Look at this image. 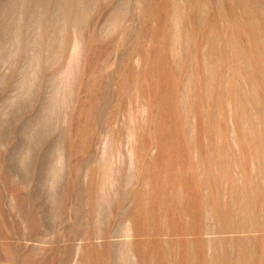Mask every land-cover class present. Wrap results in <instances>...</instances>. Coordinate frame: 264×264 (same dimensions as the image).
<instances>
[{
  "label": "rangeland",
  "instance_id": "obj_1",
  "mask_svg": "<svg viewBox=\"0 0 264 264\" xmlns=\"http://www.w3.org/2000/svg\"><path fill=\"white\" fill-rule=\"evenodd\" d=\"M0 264H264V0H0Z\"/></svg>",
  "mask_w": 264,
  "mask_h": 264
},
{
  "label": "bare ground",
  "instance_id": "obj_2",
  "mask_svg": "<svg viewBox=\"0 0 264 264\" xmlns=\"http://www.w3.org/2000/svg\"><path fill=\"white\" fill-rule=\"evenodd\" d=\"M150 178H151V177H150ZM147 179H148V178H147ZM143 181H144V180H143ZM144 183H145V182H144ZM144 183H143V184H144ZM174 191H176V190H174ZM134 192H135V191H134ZM170 202H171V201H170ZM99 210H100V209H99ZM233 210H234V209H233ZM185 236H186V235H185Z\"/></svg>",
  "mask_w": 264,
  "mask_h": 264
}]
</instances>
